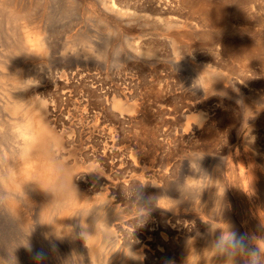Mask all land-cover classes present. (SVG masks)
Wrapping results in <instances>:
<instances>
[{
	"label": "rangeland",
	"instance_id": "obj_1",
	"mask_svg": "<svg viewBox=\"0 0 264 264\" xmlns=\"http://www.w3.org/2000/svg\"><path fill=\"white\" fill-rule=\"evenodd\" d=\"M7 1L0 264H264V0Z\"/></svg>",
	"mask_w": 264,
	"mask_h": 264
},
{
	"label": "bare ground",
	"instance_id": "obj_2",
	"mask_svg": "<svg viewBox=\"0 0 264 264\" xmlns=\"http://www.w3.org/2000/svg\"><path fill=\"white\" fill-rule=\"evenodd\" d=\"M1 1V0H0ZM173 1V0H172ZM171 1V2H172ZM223 1V0H222ZM2 2H4V3H0L1 5H0V9H2L4 12H6V18H8L9 19V23H14L13 22V20L14 19H17V18H23V19H27L26 18V16H27V14H24L25 12H24V8L22 9L21 7V9L22 10H20L18 7H17V5L15 6L13 3H9L7 0H6V2L4 1V0H2ZM8 2V3H7ZM14 2V1H13ZM158 2V1H157ZM225 2V1H224ZM15 3V2H14ZM221 5L223 6V4L221 3ZM178 6V5H177ZM203 6H205L204 4L201 6V8L200 9H202L203 8ZM211 6V5H210ZM210 6H209V8H210ZM2 7V8H1ZM206 7V6H205ZM204 7V8H205ZM212 7V6H211ZM204 9V11L206 12V17L208 16L210 19H214L215 17H218V15H223L222 13H221V11L222 10H224V8L222 9L220 6H214V7H212V8H210V9ZM166 9V8H165ZM1 10V11H2ZM28 10V9H27ZM0 11V12H1ZM201 11V10H200ZM223 12V11H222ZM221 13V14H220ZM223 13H225V11L223 12ZM1 16V15H0ZM17 17V18H16ZM205 17V16H204ZM5 18V19H6ZM8 19L7 20H5L6 22H7V24H9L8 23ZM27 20H29V19H27ZM174 20V19H173ZM11 21V22H10ZM15 22H16V20H15ZM160 22V21H159ZM173 22V21H172ZM149 23V22H148ZM19 24V23H18ZM17 24V25H18ZM17 25H15V27L17 26ZM5 26H6V24H5ZM21 26H23V25H21ZM25 26H27V25H25ZM7 27V26H6ZM12 27V26H11ZM11 27L9 28V29H11ZM13 30H14V27L12 28ZM35 29H37V28H35ZM35 29H33V31L32 32H30V33H32L31 34V36H29L28 34L25 36V40L28 42H26L30 47H32V48H35V49H38V48H40L41 47V43L40 42H38V40H37V32L38 31H36ZM17 30V29H16ZM20 30V29H19ZM26 30H27V28H26ZM25 29H24V31H26ZM35 30V31H34ZM29 31V30H28ZM14 32V31H13ZM23 34H24V32H22ZM10 35V34H9ZM13 35V34H12ZM12 35H10L11 37H14V36H12ZM15 35V34H14ZM10 38V37H9ZM14 40V39H13ZM24 40V39H23ZM7 41H9V39L7 40ZM10 41H11V39H10ZM15 41H17V40H15ZM12 42H14V41H12ZM6 43H8V42H6ZM20 43V42H19ZM18 43V44H19ZM10 44V43H9ZM14 44H15V42H14ZM22 44V43H21ZM13 45V44H12ZM28 45H27V47H28ZM23 46V45H22ZM26 46V45H25ZM14 47V46H13ZM23 48H24V46H23ZM21 49V48H20ZM43 49V48H42ZM16 50H19V46H18V49H16ZM24 50H26L25 48H24ZM23 50V51H24ZM21 51V50H20ZM19 51V52H20ZM32 51H34V50H32ZM16 52H18V51H16ZM21 54H22V52H21ZM30 54V53H29ZM63 55V54H62ZM26 56V55H25ZM67 56V55H66ZM12 59H14V58H12ZM65 59V58H64ZM3 66V65H2ZM4 67V66H3ZM6 69V68H5ZM13 72V71H12ZM10 74V73H9ZM4 75V74H3ZM9 76V75H8ZM3 80V79H2ZM6 81V80H5ZM1 83V82H0ZM10 84V83H9ZM2 85V84H1ZM4 85H5V82H4ZM11 85V84H10ZM1 87V86H0ZM12 88V87H11ZM14 88V87H13ZM3 91V90H2ZM197 91V90H196ZM6 93V92H5ZM10 96V95H9ZM12 96V95H11ZM7 97V96H6ZM15 98V97H14ZM21 98V97H20ZM16 100V99H15ZM19 102H20V100H19ZM12 105H10V106H8V104H7V106L12 110V112L13 113H15V114H19V112H21L23 109L22 108H25V107H22L21 108V106H20V104L18 103V102H15V103H11ZM22 105V104H21ZM24 111V110H23ZM12 113V114H13ZM22 114V113H21ZM16 116V115H15ZM17 117H19V116H17ZM21 119V120H20ZM19 120H20V122H18L19 124H17V126H18V133L20 134V139H21V143H20V145H18V149L19 150H17V151H19V153H20V155H27L28 154V152L31 150V148L34 146V145H42L43 144V142L45 141V137L43 136V134H40V132L35 128V127H33L32 125H31V122H30V119H29V117H26L25 116V114L23 113L22 114V118H20ZM15 123H17V122H15ZM8 126V125H7ZM13 128V127H12ZM15 130V129H14ZM10 131V130H9ZM17 133V134H18ZM10 142V141H9ZM44 145V144H43ZM5 147V146H4ZM44 147H46V145L44 146ZM33 148H35V147H33ZM42 148V147H41ZM36 149V148H35ZM45 149V148H44ZM46 150V149H45ZM263 152V151H262ZM12 153V152H11ZM10 153V154H11ZM35 153V152H34ZM38 153H39V151H38ZM1 155V154H0ZM17 156H19L18 154H17ZM1 157V156H0ZM28 157V156H27ZM19 158H20V156H19ZM23 158L25 159V157L23 156ZM39 158H41V157H39ZM21 159H22V156H21ZM28 159V158H27ZM43 159V158H42ZM30 160V159H29ZM257 161H258V159H256ZM32 161V160H31ZM31 161H29L28 162V164H30V162ZM45 161V160H44ZM43 161V162H44ZM2 163V162H1ZM9 163V162H8ZM24 163V162H23ZM11 165V164H10ZM9 165V166H10ZM42 165V164H41ZM31 166V165H30ZM5 167H6V163H5ZM13 167H15V166H13ZM36 167V166H35ZM21 168H22V166H21ZM33 168H34V166H33ZM14 169V168H13ZM28 169V168H27ZM26 169V170H27ZM6 170V169H5ZM10 170V169H9ZM19 170H20V168H19ZM19 170H18V172H19ZM35 170H37V169H35ZM21 171V170H20ZM30 171V170H29ZM9 172H11V171H9ZM13 172H14V170H13ZM15 172H17L16 170H15ZM17 172V173H18ZM12 173V172H11ZM10 173V174H11ZM17 173L15 174V176L17 175ZM29 173V172H28ZM20 174V173H19ZM27 174V173H26ZM9 175V174H8ZM13 175V174H12ZM23 176V175H22ZM37 176H39V175H37ZM8 177V176H7ZM17 177V176H16ZM200 177V176H199ZM5 178V177H4ZM10 178H12V176L10 177ZM9 178V179H10ZM14 178V177H13ZM12 178V179H13ZM19 178V177H18ZM37 178V177H36ZM49 178V177H48ZM22 179V178H21ZM30 179H31V177H30ZM32 179H33V177H32ZM39 179V178H38ZM195 179V178H194ZM11 180V179H10ZM47 180V179H46ZM49 180V179H48ZM4 181H6V180H4ZM12 181V180H11ZM19 181H20V179H19ZM18 181V182H19ZM30 181V180H29ZM38 181V180H37ZM40 181V180H39ZM200 181V180H199ZM17 182V183H18ZM41 182V181H40ZM3 183V182H2ZM5 183V182H4ZM17 183H15L16 185H17ZM19 183H21V181L19 182ZM44 183H45V181H44ZM24 184H26L25 185V187L27 186V183H24ZM43 184V183H42ZM1 185V184H0ZM19 185V184H18ZM38 185V184H37ZM258 185V186H257ZM262 184H256V186L258 187V189H261V192H258V194L259 195H263L264 194V192L262 191L263 190V186H261ZM198 186V185H197ZM19 187V186H18ZM42 187H44V186H42ZM18 189V188H17ZM21 189V188H20ZM41 189V188H40ZM5 190V189H4ZM16 190V189H15ZM39 190V189H38ZM23 191V190H22ZM19 192V191H18ZM29 192H31V191H29ZM23 193V192H22ZM36 193V192H35ZM200 193H201V191H200ZM9 194V193H8ZM26 194V193H25ZM15 196V195H14ZM258 196V195H257ZM3 197V196H2ZM170 197V196H169ZM193 197V196H192ZM214 198V197H213ZM263 198V197H262ZM170 199V198H169ZM204 199V198H203ZM208 199V198H207ZM258 199H259V196H258ZM24 201V200H23ZM261 201V200H260ZM263 202V201H262ZM60 203V202H59ZM66 203V202H65ZM173 204V203H172ZM61 205V206H60ZM62 205L63 204H59V205H57V206H60V207H62ZM56 206V209L58 208ZM66 206V205H65ZM60 211H62V210H60ZM56 212V211H55ZM97 212V211H96ZM88 213V212H87ZM95 213V212H94ZM82 215H84V214H82ZM92 215V214H91ZM98 215V214H97ZM102 215V214H101ZM85 216V215H84ZM95 216V215H94ZM228 216V215H227ZM90 217V216H89ZM93 217V216H92ZM101 217V216H100ZM99 217V218H100ZM223 217V216H222ZM225 217H226V215H225ZM45 218V217H44ZM85 219V218H84ZM97 221L96 222H98V219H96ZM45 221V220H44ZM84 221V220H83ZM86 221V220H85ZM232 221V220H231ZM62 222V221H61ZM86 222H88V221H86ZM96 222H93L94 224H96ZM233 222H235V221H233ZM251 222V221H250ZM49 223V222H48ZM236 223V222H235ZM45 224V223H44ZM50 224V223H49ZM64 224V223H63ZM103 224V223H102ZM102 224L100 223V225H99V227L101 228V230L103 231V229H102ZM105 224V223H104ZM103 224V225H104ZM247 224V223H246ZM56 225V224H55ZM58 225H60V223L58 224ZM57 225V226H58ZM62 226V225H61ZM64 226V225H63ZM66 226V225H65ZM93 227V229H94V225H92ZM229 226V225H228ZM232 227H234L233 225H231ZM231 226H229V227H231ZM246 226V225H245ZM253 226V225H252ZM91 227V226H90ZM89 227V228H90ZM56 228V227H55ZM87 228H88V226L87 225H85V224H82V227H81V231H82V234H83V236L85 235V240L91 245L90 247H92L91 249H89V250H93L92 252L94 253V256H95V253L96 252H99L100 250H101V247L97 244V242L95 241V236L92 234V231L91 230H89V231H91V234L89 233V234H87L86 233V231H87ZM57 229V228H56ZM56 229H52V230H55V231H57ZM226 229H227V227H226ZM51 230V231H52ZM217 230V229H216ZM59 231H60V229H59ZM101 231V232H102ZM218 231V230H217ZM66 232V231H65ZM57 233V232H56ZM98 233V232H97ZM237 233V232H236ZM217 234V233H216ZM222 234V233H221ZM57 235V234H56ZM72 236H74V235H72ZM71 237V236H70ZM54 239H55V237H53ZM58 239V238H57ZM59 240V239H58ZM216 240V239H215ZM218 242V241H217ZM49 243V242H48ZM70 243V242H69ZM87 243V244H88ZM101 243V242H100ZM103 243V242H102ZM57 244V243H56ZM101 245V244H100ZM210 249V247L208 248V250ZM231 250V249H230ZM224 251V250H223ZM91 253V252H90ZM92 253V254H93ZM215 254V253H214ZM220 256V255H219ZM234 257V256H233ZM223 259V258H222ZM235 260V259H234ZM97 261V260H96ZM224 261H225V259H224ZM228 262V261H227ZM234 262V261H233ZM232 262V263H233ZM225 263V262H224ZM231 264V263H230Z\"/></svg>",
	"mask_w": 264,
	"mask_h": 264
},
{
	"label": "clouds",
	"instance_id": "obj_3",
	"mask_svg": "<svg viewBox=\"0 0 264 264\" xmlns=\"http://www.w3.org/2000/svg\"><path fill=\"white\" fill-rule=\"evenodd\" d=\"M230 244L232 248H243L245 246V241L243 236H238L235 232H231L221 237L218 246H222L223 244ZM255 257V253H253ZM38 258H43L42 254H37ZM253 264H256L255 259L253 260Z\"/></svg>",
	"mask_w": 264,
	"mask_h": 264
}]
</instances>
